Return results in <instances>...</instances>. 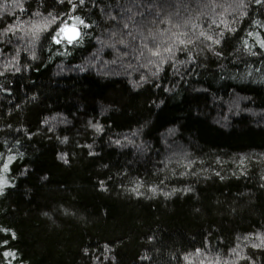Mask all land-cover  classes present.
Here are the masks:
<instances>
[{
	"label": "trees",
	"instance_id": "obj_1",
	"mask_svg": "<svg viewBox=\"0 0 264 264\" xmlns=\"http://www.w3.org/2000/svg\"><path fill=\"white\" fill-rule=\"evenodd\" d=\"M197 2L219 0H86L71 14L92 28L68 20L81 31L83 44L52 47L48 34H42L37 60L23 53L30 36H0L5 39L0 47H6L0 70L17 48L22 52L21 71L0 76L8 89H0V165L15 157L10 173L0 167V177L12 185L0 195V228L9 230L0 232V264H216L217 259L230 264L237 245L255 264H264V251L245 241L258 242L255 235L264 233V49L256 40L264 38V27H257L264 23V7L252 0L251 20H240L235 33L223 25L209 32L205 18V32L218 39L216 33L223 31L224 37L214 45L201 36L200 49V41H194L189 50L196 58L187 67L181 64L179 74L176 65L163 72L153 65L140 67L149 59L158 61L148 52L139 60L129 56L139 68L135 72L119 64L105 67L103 61L87 71L76 67L87 64L100 47L96 39L107 38L103 32L128 22L137 38L125 36L139 49V33L148 35L149 29L155 31L153 21L159 23L156 7L167 15L177 5ZM4 3L15 0H0V32L17 20H40L31 15L37 9L46 17L56 12L58 23L63 11H71L57 0H43V7L40 0H24L26 11L16 9L13 16L4 12ZM188 19L187 13L170 17L180 26L176 32L187 30L182 25ZM227 19L231 24L237 17ZM65 49L72 55L58 54ZM178 57L186 58L184 53ZM114 58L111 49L105 52L104 60ZM97 59L92 56L93 63ZM64 137L67 142L61 143ZM190 186L193 190L185 192ZM173 189L174 195H164ZM4 251L15 258L4 257Z\"/></svg>",
	"mask_w": 264,
	"mask_h": 264
},
{
	"label": "snow or ice",
	"instance_id": "obj_2",
	"mask_svg": "<svg viewBox=\"0 0 264 264\" xmlns=\"http://www.w3.org/2000/svg\"><path fill=\"white\" fill-rule=\"evenodd\" d=\"M64 0H57V3H63ZM15 3L18 5H22L19 10L21 12L26 11L24 8V0H15ZM257 3L259 5H264V0H257ZM86 5V0H79L78 3L71 4L70 10L71 13H77L78 9L81 7H84ZM93 7L95 5H92ZM103 11V10H101ZM10 15L15 16V13H10ZM31 15H34L36 17H42L38 21H27L21 23L19 21L18 24L15 25H8L7 29L8 31L5 32L4 30L0 32V36L2 37H9V33H11L12 36H16L17 32H23L24 36H30L31 37V45L29 48L23 49V53H26L28 57L31 60H37L39 57L36 54V47L38 42L41 40V35L47 33L48 37H50L51 33L48 31L53 24H56V27L59 28V31L56 33V40H55V45L60 46L64 42H67V44H79L80 37H81V32L77 29L76 26H69L68 20H75L79 25H82L83 28L85 29H90L92 28L91 23H87L83 18H81L80 15H72L71 18L69 19L68 16H66L60 23H57V17L52 16L49 14L48 17L43 16V13L37 9L35 12H32ZM51 17V18H49ZM112 21H116V17H110ZM132 18L129 17V20ZM61 23L63 24V27H61ZM117 23H119L117 21ZM167 24H171V21H167ZM123 29V36H125V33L128 36H131L133 32L135 31L130 27V24L128 22L123 23L122 25ZM202 37H205L207 40L212 41L214 45H219L221 43L220 40L213 39L212 36L208 35L206 32H201L200 34ZM249 36L252 35V33H248ZM123 36L118 37L117 33L114 31L112 33V37L109 40L108 44L106 45L109 49L116 48L117 44L114 43L115 40L119 39V48L120 49H127L128 44L127 42L123 39ZM23 37V36H22ZM189 34L186 31L183 32H173V33H168L165 30H160L159 32H153L149 37H148V42L144 43L143 41L140 42V48L145 49L149 54L150 57H155L158 59L159 63H157V60H152L149 59L148 64L142 65L144 68H148L149 65H153L156 69H158L160 72L165 71V66L167 67H173V65H176L175 68H173L174 71L179 74V67L180 65H184L187 67V65L194 61L196 56L191 52L189 53L188 51H184L185 49H189L190 46L194 45V40H191L188 38ZM18 38V37H17ZM256 40L258 41V45L260 49H264V38H261L259 35L256 37ZM5 44V39H0V45ZM244 45L246 47L251 48L252 46L249 45L248 41H244ZM139 48V49H140ZM137 48H134L133 51L139 50ZM17 51H19L20 56L22 54L21 50L17 48ZM48 51H52V49H48ZM210 51H214V54L217 56H220V52H216L214 49H210ZM6 53V47H0V54H5ZM179 53H184L185 59L183 61L179 60L178 54ZM64 55H69L70 52L68 49H65L63 52ZM251 55H257V52L252 51L250 52ZM19 56V57H20ZM144 53L143 51L140 52V57H143ZM191 58L188 59V58ZM15 61V63L13 62ZM178 61H180L178 63ZM20 64V59H17L16 57H13L11 60L6 61V63L2 66L3 70H0V76L6 75L7 72L11 71L12 69L15 70V72H20L21 68H17V65ZM163 65V67H161ZM77 67H80L77 65ZM83 70V69H81ZM156 72H153L152 75H156ZM147 77H144V81H146ZM137 86V85H134ZM0 89H3L4 91H8V89L5 87L4 84H0ZM34 100L35 97H32ZM55 119V117H53ZM49 121H45V124H49ZM53 128L55 127L54 125L52 126ZM95 130L97 132H102L103 127L100 125H93ZM16 131H20V129H16ZM27 131V130H25ZM64 143L67 142V137H64L63 141ZM117 145H120V141L117 140L115 141ZM131 143V141H129ZM91 148V145L88 146ZM90 155H95V153H89ZM22 155V154H21ZM61 158L65 161V163H68L67 157L61 156ZM15 157L13 156H8L6 161L0 165L2 167L3 173L7 174L10 173L13 165ZM0 160H4L3 155H0ZM27 170L25 169V172ZM219 175V173H217ZM103 182H101L102 184ZM142 183V182H141ZM9 181L7 178L0 177V195H3V188L5 187H11ZM133 192H136L137 189H132ZM152 192H156V188L151 189ZM0 232L8 233V229L0 228ZM11 239H16V233L11 232L10 233ZM239 239V237L237 238ZM254 239L258 242H252L250 238H245V241L250 244V247L255 250H260L264 251V233H258L255 235ZM4 246L7 247L9 244V241L7 239L4 240ZM104 251H108V245H104L103 248ZM199 252V250H197ZM15 253L11 251H4L3 256L4 257H12L15 258ZM232 255L236 257L235 260L231 261L230 264H240V261H244L245 264H255V261L251 255H244L243 250L240 249V246L237 245L236 248L232 249ZM107 259V257H105ZM187 260L188 257H185ZM203 264V262H202ZM216 264H220L219 259H217Z\"/></svg>",
	"mask_w": 264,
	"mask_h": 264
},
{
	"label": "clouds",
	"instance_id": "obj_3",
	"mask_svg": "<svg viewBox=\"0 0 264 264\" xmlns=\"http://www.w3.org/2000/svg\"><path fill=\"white\" fill-rule=\"evenodd\" d=\"M79 0H64L63 3H58L59 5H65V3L67 5H71V4H75L78 3ZM257 2V0H256ZM252 3V0H248L247 3L244 2V0H240V2L237 3H229L227 2V0H224V2H213V3H209V4H200L199 2H197L195 4L194 7H191L187 4L184 5H177V9L175 12H169L167 13V15H165V12L163 9L156 7L155 8V14L160 18L159 23H155V21H153L154 25H155V31H153L152 29H149V33L148 35H144L143 32H140L139 35L143 38V42L147 43L148 42V37L153 33V32H159L161 30V25H168L167 28H165L164 30L167 31L168 33H173L176 32L175 30L178 29L180 26L177 25H173L171 24H167L166 22L170 20V17L172 16H180L181 18H183L184 13L188 14L189 19L182 25L183 28L187 29L186 32H188L189 34V39L194 40V41H200V37H201V32H205V30L203 29L202 25L205 22V18L207 20L210 21V23L208 24V30L209 32L212 31V26L215 25L217 28H219L221 25L224 26L225 29H227V31L235 33L237 28L236 25L240 20H243L245 17H248L249 20H251V16H249V5ZM22 5H18L16 3H4L2 5L4 12L7 13H15L16 9H19ZM262 7H264V5H261ZM40 7H43V0H40ZM153 7V6H150ZM182 9V11H181ZM87 11H91V9H87ZM49 14H51L52 16L56 17V12H49ZM230 15H235L237 17V19L233 20L231 22V24L229 23L227 17ZM64 16H68V18L70 19L72 14L71 11L69 12V10H65L63 11L62 15H61V21L64 19ZM197 21H199L200 23H197ZM19 23V20L16 21V24ZM58 23V21H57ZM77 23V22H76ZM123 23V22H122ZM53 27L50 28L49 32L51 33L50 37H48L49 41L51 42L52 47L55 46V40H56V33L59 31V28L55 27L56 24L52 25ZM146 26V25H145ZM61 27H63V24L61 23ZM257 27H264V23H259L257 22ZM5 32L8 31L7 28L4 29ZM114 31L111 32H103L101 35L102 37H107V38H97L95 43L99 44L100 47L97 48L95 51H92L87 64L80 66L79 68L83 69L81 71H87L88 67H95L96 64H99L101 61H103V65L106 67L108 65H115V64H119L121 67L123 68H129L131 67L133 69V71H139V68H137L135 65H133L132 61L128 60L129 56H132L133 59L135 60H139L140 57V52L143 51L144 56L146 54V50L143 48H140L137 51H133L134 47L132 44L129 43V37L123 36V29H119L116 30L115 32L117 33V36H123V39L127 42L128 44V49H132L131 51H122L118 46H119V39L115 40L114 43L117 44L116 48H112L111 49V54L112 56H114V59L111 60H104V54L107 50H109V48L106 46L109 42V40L112 37V33ZM218 39L220 40L224 37V32H218L216 33ZM7 37L5 36V39ZM137 38V33L136 30L133 32V34L131 35V39L135 40ZM18 39H23L22 36H18ZM91 39V38H90ZM9 43H11V41H9ZM80 44L82 45L83 42L81 41ZM203 44V41H200V44H198L196 47L198 49H200V45ZM205 47H210L208 45H204ZM51 49V48H49ZM184 51H188L189 53H191V51L189 49H185ZM56 53H54L55 55ZM59 55H64L63 52L58 53ZM72 53L69 54V56H71ZM20 53L19 51L16 52V58L19 59ZM92 56H95L96 58H98L96 60L95 63L92 62ZM125 61H128L127 63H125ZM15 63V61H13ZM180 61H178L179 63ZM157 63H159V61H157ZM146 65V64H143ZM77 67V65H76ZM140 67H142V65H140ZM161 67H163V65H161ZM17 68H19V65H17ZM153 73V72H152ZM143 76V74H141ZM157 75V74H156ZM156 75H152V76H156ZM146 82H151V77H147ZM0 131H2V129H0ZM68 139V138H67ZM61 143H64L61 141ZM122 147H127V144L123 145ZM173 145L172 144H166V149H172ZM157 151H159V149H157ZM60 159H62L60 157ZM63 160V159H62ZM65 163V161H64ZM104 167H107V165L105 164ZM162 170H157V175L160 174ZM173 174H169L166 175L164 177L165 180L167 179H171ZM184 175H187L186 173H184ZM192 175H198L197 173H193ZM160 183L163 185L164 182L160 181ZM164 187L166 188L167 185H164ZM193 190V187H188L186 189H184L185 192H190ZM105 192L108 191L107 188L104 189ZM176 192V189H173L171 193L169 192H165L164 195L167 197L169 195H174ZM46 215V213H45ZM113 260H115V257H113Z\"/></svg>",
	"mask_w": 264,
	"mask_h": 264
},
{
	"label": "rangeland",
	"instance_id": "obj_4",
	"mask_svg": "<svg viewBox=\"0 0 264 264\" xmlns=\"http://www.w3.org/2000/svg\"><path fill=\"white\" fill-rule=\"evenodd\" d=\"M237 105H238V104H235V106H234L233 108H234V109H238Z\"/></svg>",
	"mask_w": 264,
	"mask_h": 264
},
{
	"label": "water",
	"instance_id": "obj_5",
	"mask_svg": "<svg viewBox=\"0 0 264 264\" xmlns=\"http://www.w3.org/2000/svg\"><path fill=\"white\" fill-rule=\"evenodd\" d=\"M78 29V28H77ZM79 30V29H78ZM80 31V30H79ZM81 32V31H80Z\"/></svg>",
	"mask_w": 264,
	"mask_h": 264
}]
</instances>
